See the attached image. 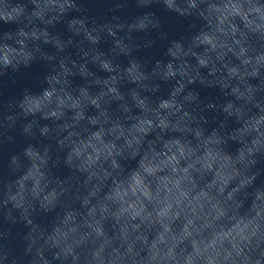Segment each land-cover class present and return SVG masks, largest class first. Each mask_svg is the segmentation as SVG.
I'll use <instances>...</instances> for the list:
<instances>
[{
  "label": "clouds",
  "instance_id": "1",
  "mask_svg": "<svg viewBox=\"0 0 264 264\" xmlns=\"http://www.w3.org/2000/svg\"><path fill=\"white\" fill-rule=\"evenodd\" d=\"M132 2L0 0V264H264V0Z\"/></svg>",
  "mask_w": 264,
  "mask_h": 264
},
{
  "label": "water",
  "instance_id": "2",
  "mask_svg": "<svg viewBox=\"0 0 264 264\" xmlns=\"http://www.w3.org/2000/svg\"><path fill=\"white\" fill-rule=\"evenodd\" d=\"M113 0H88V8L90 10L89 14L91 15H100V14H109L107 12L108 8L111 6ZM142 10L137 9L132 2L129 0L128 8L119 12V15L129 16L139 14ZM158 15H161L165 18L164 28L169 30L172 34L178 35L179 32L183 30V25L177 20L174 14L159 12ZM158 55L159 53H155ZM45 71L42 65L34 64L29 69H23V75L10 74L9 76L0 78V93L2 96L0 98L7 100L14 96L20 94L21 90L35 83L33 77L36 73H42ZM22 141V138H20ZM20 144L15 146L9 145L3 156H0V164L6 163L7 156L10 151H19ZM19 227V226H18Z\"/></svg>",
  "mask_w": 264,
  "mask_h": 264
}]
</instances>
